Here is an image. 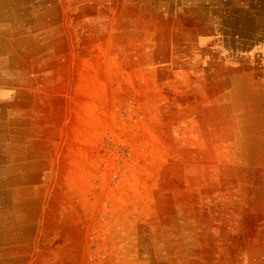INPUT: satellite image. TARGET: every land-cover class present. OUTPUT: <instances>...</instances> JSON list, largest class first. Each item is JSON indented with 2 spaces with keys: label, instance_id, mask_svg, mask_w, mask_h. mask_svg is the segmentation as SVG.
I'll list each match as a JSON object with an SVG mask.
<instances>
[{
  "label": "rangeland",
  "instance_id": "1",
  "mask_svg": "<svg viewBox=\"0 0 264 264\" xmlns=\"http://www.w3.org/2000/svg\"><path fill=\"white\" fill-rule=\"evenodd\" d=\"M27 8L0 47V264H264V0Z\"/></svg>",
  "mask_w": 264,
  "mask_h": 264
},
{
  "label": "crops",
  "instance_id": "2",
  "mask_svg": "<svg viewBox=\"0 0 264 264\" xmlns=\"http://www.w3.org/2000/svg\"><path fill=\"white\" fill-rule=\"evenodd\" d=\"M29 3L31 0H0V47L5 46L9 38H13L9 45L22 43Z\"/></svg>",
  "mask_w": 264,
  "mask_h": 264
}]
</instances>
